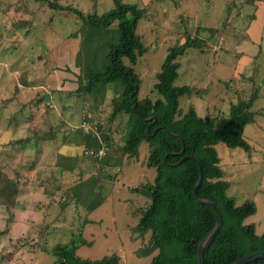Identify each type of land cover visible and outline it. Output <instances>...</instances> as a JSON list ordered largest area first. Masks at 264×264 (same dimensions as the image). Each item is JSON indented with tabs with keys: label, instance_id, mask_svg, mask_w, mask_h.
<instances>
[{
	"label": "rangeland",
	"instance_id": "1",
	"mask_svg": "<svg viewBox=\"0 0 264 264\" xmlns=\"http://www.w3.org/2000/svg\"><path fill=\"white\" fill-rule=\"evenodd\" d=\"M57 1L99 16L117 6L115 0ZM121 1L143 11L137 34L147 52L134 66L141 78L139 98L161 97L157 75L169 50L185 42V31L206 45L189 48L178 59L174 85L193 90L181 97L182 112L193 106L201 116L228 114L231 104L258 94L254 120L243 134L249 148L224 141L215 148L223 179L232 183L228 196L238 206L255 202L256 212L244 223L263 234L264 0ZM93 30L74 13L39 0H0V264H53L52 249L72 240L81 258L116 255L115 264H151L158 254L147 250L151 231L138 229L151 203L142 186L157 177L149 165L150 144L142 142L138 155L129 157L122 149L129 116L110 120L122 85L98 84L97 93L86 98L76 93L85 83L83 36ZM96 31L95 43L117 42L119 20ZM84 121L112 136L105 160L84 154L90 147L82 140ZM48 133L64 143L39 140Z\"/></svg>",
	"mask_w": 264,
	"mask_h": 264
},
{
	"label": "trees",
	"instance_id": "2",
	"mask_svg": "<svg viewBox=\"0 0 264 264\" xmlns=\"http://www.w3.org/2000/svg\"><path fill=\"white\" fill-rule=\"evenodd\" d=\"M39 1L53 9L74 13L84 25L94 29L90 37L86 34L83 36L82 48L87 49L88 54L83 66L85 83L78 86L76 93L86 98L88 94L97 93L98 84L105 87L120 83L123 89L120 96L113 100L110 120L122 115L129 116L123 152L129 157H136L142 142L150 144L149 165L156 167L157 177L154 183L142 186L151 197V203L143 211L138 229L141 232L151 231V244L147 250H158L151 264H199L198 242L216 223L213 209L197 202L193 196V187L200 175L198 165L189 158L177 166L169 164L178 162L186 155H194L203 168L204 179L198 195L215 201L223 218L220 231L205 253V264H232L241 256L264 250V233L258 234L254 224L244 223L246 217L256 212V204L247 200L238 206L236 200L228 196L227 190L232 183L223 179L224 170L215 148L220 141L231 147L249 148L243 134L246 125L254 120L255 112L251 108L258 94L255 92L249 99L231 104L228 114L201 116L193 106L187 112H182L181 97L192 95L193 90L190 86L174 85L181 66L178 59L189 48L204 50L206 45L200 36L185 31V42L169 50L157 75L155 88L161 97L155 100L149 96L139 98L141 78L134 66L139 57L147 52V47L137 34L142 9L135 4L115 0L116 9L99 16L64 6L57 0ZM115 19L119 20L117 42L95 43L96 29L111 25ZM211 31L216 32L214 29ZM101 51L105 53L98 66ZM43 98L47 99L48 94H43ZM160 125L165 128L157 129ZM168 130L178 133L183 142ZM82 137L83 142L90 146L88 149H96L102 141L107 142L109 154L113 138L100 126L97 125L95 131L83 130ZM183 148L185 150L182 152ZM172 152L181 154L173 155ZM107 155L102 158L90 157L100 161L105 160ZM110 163L107 160L105 164ZM77 245L75 240L57 244L51 252L56 258L53 264H115L118 261L116 255L102 259L81 258L76 253ZM248 264H264V259Z\"/></svg>",
	"mask_w": 264,
	"mask_h": 264
},
{
	"label": "water",
	"instance_id": "3",
	"mask_svg": "<svg viewBox=\"0 0 264 264\" xmlns=\"http://www.w3.org/2000/svg\"><path fill=\"white\" fill-rule=\"evenodd\" d=\"M156 120L157 119L155 118L154 121H156ZM161 128H165V126L160 125V126H158L157 129H161ZM168 132L170 134L176 136L178 139H180L183 142V138L178 133H175V132L169 131V130H168ZM184 150L185 149L183 148L182 152ZM172 154L173 155L181 154V152L180 153L172 152ZM187 158L192 159L198 165L199 171H200L199 179L197 180L196 184L193 187V196L197 200V202L204 204V205H208L209 207H211L214 211L215 218H216V223H215L214 227L206 234V236L203 239H201L198 242V248H197L198 263L199 264H205V253L211 247V245L213 244L218 232L220 231L221 226H222V222H223V218H222L221 213L217 209V203L215 201H213L207 197H200L198 195V189L201 186L203 179H204V172H203V168H202L201 164L194 157V155H186V156L182 157L178 162L169 163V164L172 166H177V165L181 164ZM258 259H264V250L255 251V252L246 254L244 256H241L236 261H234L232 264H248V263H251V262L256 261Z\"/></svg>",
	"mask_w": 264,
	"mask_h": 264
},
{
	"label": "built area",
	"instance_id": "4",
	"mask_svg": "<svg viewBox=\"0 0 264 264\" xmlns=\"http://www.w3.org/2000/svg\"><path fill=\"white\" fill-rule=\"evenodd\" d=\"M82 128L86 129V132H89L90 130H93V128L90 127V125L84 121ZM96 130H97V126H96ZM109 149V146L107 144V142L102 141L101 142V146L96 148V149H87L85 150V154L87 156H91V157H104L107 154V151Z\"/></svg>",
	"mask_w": 264,
	"mask_h": 264
},
{
	"label": "crops",
	"instance_id": "5",
	"mask_svg": "<svg viewBox=\"0 0 264 264\" xmlns=\"http://www.w3.org/2000/svg\"><path fill=\"white\" fill-rule=\"evenodd\" d=\"M38 135V134H37ZM43 135V134H42ZM42 135L39 137V140L40 141H43V142H46L47 140H49V141H52L53 143H56V145H60V140H61V138H59V137H56L55 139H49V138H51V134L50 133H48V135H45L44 137H42ZM48 137V138H47ZM73 139H69V140H66V142H71ZM61 143L63 144L64 143V141L63 140H61ZM58 146H57V148H58ZM44 150H45V148H44ZM42 152H43V149H42ZM56 154H57V156H58V159L60 158V153H57L56 152ZM75 161V160H74ZM59 164H60V159L57 161L56 160V162H55V166H59ZM62 166H64V165H62ZM70 168H73V167H70ZM68 168L66 167V166H64V168H63V171H66ZM70 170H72V169H70Z\"/></svg>",
	"mask_w": 264,
	"mask_h": 264
}]
</instances>
